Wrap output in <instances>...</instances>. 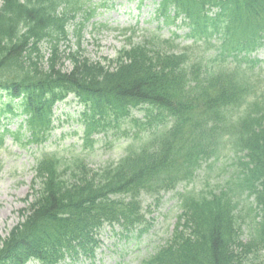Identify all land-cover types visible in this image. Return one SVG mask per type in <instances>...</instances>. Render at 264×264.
Returning a JSON list of instances; mask_svg holds the SVG:
<instances>
[{
  "label": "trees",
  "instance_id": "16d2710c",
  "mask_svg": "<svg viewBox=\"0 0 264 264\" xmlns=\"http://www.w3.org/2000/svg\"><path fill=\"white\" fill-rule=\"evenodd\" d=\"M146 1L164 25L180 22L188 37L221 40L211 55L224 58L219 70L207 67L203 52L155 33L103 66L81 47L96 15L93 0H1L0 90L22 98L1 107L0 118L13 107L12 117H25L4 134L44 143L55 104L72 94L85 107L86 143L109 129L127 146L117 145L124 155L97 170L79 154L39 160L23 221L0 239V264H57L90 253L103 224L141 226L142 198L158 199L182 184L177 231L141 264H255L264 249V81L255 79L248 58L264 47V0ZM188 61H195L189 72ZM211 169L227 176L210 179ZM243 194L257 206L246 204L239 220Z\"/></svg>",
  "mask_w": 264,
  "mask_h": 264
},
{
  "label": "rangeland",
  "instance_id": "374dc122",
  "mask_svg": "<svg viewBox=\"0 0 264 264\" xmlns=\"http://www.w3.org/2000/svg\"><path fill=\"white\" fill-rule=\"evenodd\" d=\"M145 4L149 5L143 3L139 10L136 9L137 3L135 2L126 0L110 2L106 8L99 10L101 14L96 21L103 22L117 30L136 26L135 39H140L145 29H154V25L148 27L145 23L152 12V9L147 8ZM162 33L165 36L168 35L165 30ZM84 40L87 46L86 55L92 61H100V58L103 57L113 58L116 54L115 51L126 43L122 35H118L114 31L101 32L98 36L87 34ZM258 58L262 62L256 66L255 72H261L264 76V53L259 54ZM81 109H83L82 106L76 105L72 97L55 106L54 124L57 129L52 133L45 149L41 147L43 151L48 153L57 151L68 156L72 152L78 153L79 148L83 149L80 138L83 127L81 123L76 122L79 120L78 113ZM13 124L10 127L12 130ZM74 132L76 135L73 134ZM34 152V148L20 147L11 142L10 138L6 140L4 149L0 150V237H5L9 230L20 221L18 212L27 207L24 199L29 193L30 182L33 177ZM115 155V149L105 148L103 144L96 145L95 148H84L82 152V156L86 157L87 163L93 169L105 164L109 158H113L112 156ZM196 186L198 187L197 184ZM169 197L170 195H165L162 198L160 208L147 219L146 226L149 231L141 237L140 241L133 238L126 249L121 251L122 243L117 238H103L101 239L103 243L93 260L90 261L79 256L77 261L65 260L61 264H115L116 262L138 264L151 251L148 243L153 241V233L165 228L169 222L170 224L173 222L175 200H170ZM116 245L120 248H117ZM119 254L123 256L118 258ZM260 259L264 260V251L259 254Z\"/></svg>",
  "mask_w": 264,
  "mask_h": 264
}]
</instances>
